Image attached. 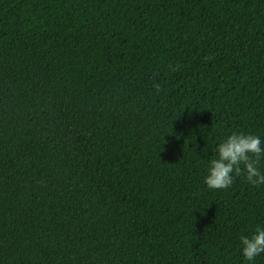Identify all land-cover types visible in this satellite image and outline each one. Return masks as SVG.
I'll return each mask as SVG.
<instances>
[{"label":"trees","instance_id":"16d2710c","mask_svg":"<svg viewBox=\"0 0 264 264\" xmlns=\"http://www.w3.org/2000/svg\"><path fill=\"white\" fill-rule=\"evenodd\" d=\"M233 132L264 0H0V264H264V184H204Z\"/></svg>","mask_w":264,"mask_h":264},{"label":"clouds","instance_id":"9594fccd","mask_svg":"<svg viewBox=\"0 0 264 264\" xmlns=\"http://www.w3.org/2000/svg\"><path fill=\"white\" fill-rule=\"evenodd\" d=\"M177 71L178 66L171 69ZM157 94L161 91L159 84H154ZM217 157L209 163L208 174L204 184L213 190L227 189L233 183V174L243 175L252 186L264 184V173L258 164L264 148L256 135L233 132L216 148ZM241 254L247 261H253L264 253V228L257 227L250 237L240 238Z\"/></svg>","mask_w":264,"mask_h":264}]
</instances>
